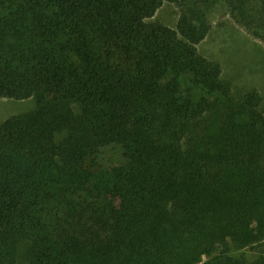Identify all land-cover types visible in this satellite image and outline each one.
I'll return each instance as SVG.
<instances>
[{
    "label": "trees",
    "instance_id": "16d2710c",
    "mask_svg": "<svg viewBox=\"0 0 264 264\" xmlns=\"http://www.w3.org/2000/svg\"><path fill=\"white\" fill-rule=\"evenodd\" d=\"M217 7L264 43V0H0V98L35 100L0 123V264H264L262 98L199 50Z\"/></svg>",
    "mask_w": 264,
    "mask_h": 264
},
{
    "label": "rangeland",
    "instance_id": "374dc122",
    "mask_svg": "<svg viewBox=\"0 0 264 264\" xmlns=\"http://www.w3.org/2000/svg\"><path fill=\"white\" fill-rule=\"evenodd\" d=\"M179 17V8L172 2H164L156 13L147 19L174 27ZM212 29L199 43V50L210 59L216 60L222 70V76L231 83L235 96L257 90L261 94V109L264 112V43L250 35L237 24L224 7H217L211 13ZM35 107L34 98H0V123L14 114L25 113ZM122 147L112 143L103 148L101 161L106 166L122 163ZM264 245L258 251L250 253V260L261 254ZM208 255L201 256L197 264H205Z\"/></svg>",
    "mask_w": 264,
    "mask_h": 264
}]
</instances>
